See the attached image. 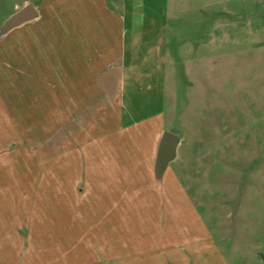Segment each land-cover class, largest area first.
Wrapping results in <instances>:
<instances>
[{
	"label": "rangeland",
	"instance_id": "rangeland-1",
	"mask_svg": "<svg viewBox=\"0 0 264 264\" xmlns=\"http://www.w3.org/2000/svg\"><path fill=\"white\" fill-rule=\"evenodd\" d=\"M25 1L0 0V264H264V0H142L168 57L109 95L118 37L78 69L72 0L1 35ZM128 126L179 136L176 159L162 180L94 181L95 148Z\"/></svg>",
	"mask_w": 264,
	"mask_h": 264
},
{
	"label": "crops",
	"instance_id": "crops-1",
	"mask_svg": "<svg viewBox=\"0 0 264 264\" xmlns=\"http://www.w3.org/2000/svg\"><path fill=\"white\" fill-rule=\"evenodd\" d=\"M28 4H32V2L27 0L23 6L25 7ZM163 4L164 6L167 5V0H164ZM43 6L42 0L39 2L38 7L35 6L39 12L38 18L26 22L4 35H9L12 31L21 29L28 24L36 25L40 23L43 19ZM143 6L142 0H72L73 21L77 25L75 29L73 28L72 43L77 56L78 69L82 58L84 60H82V63L87 66L95 62L96 59L93 55L96 54V41L94 40L96 37L105 39L113 35L118 37L117 42L121 46L119 45V49L116 52V59L114 61L110 60L107 64L109 71L106 72V77L101 82V84L107 86L104 92H108V95L112 92L114 85H121L122 80L127 77L126 72L131 74L128 76L130 80L132 78L142 80L146 75L150 79L155 74H162L163 63L168 57L167 46L169 45V39L161 28L167 16L154 9L155 14L147 17V19L143 18L147 14ZM163 11H165V8ZM97 18H102L103 21L107 22L105 27L108 26V22L111 25L118 26L117 30L111 29V25L108 26V29H100V31L97 30L96 24L89 26V23ZM142 21H150V23L146 27ZM84 25H88V27L85 28ZM107 45V41H103V47L105 46L106 48ZM166 80L167 73L162 75L160 82L153 84L148 82V86L152 90L162 91ZM139 129L141 128L128 126L123 127L120 132H110L114 138L112 143H110V151L106 145H99L95 148L96 153H93L90 158V164L99 166L100 170L97 173L93 170V174L98 175V178L93 179L94 181L105 180L109 182L115 180L120 181L121 185L131 182L127 183L128 187L131 188L135 182L146 180L153 182L154 178L158 179L155 175L156 157L160 140L165 131L161 129L153 136V132L147 130L149 131L147 134L145 131L140 132ZM104 133L108 137L109 132L106 129ZM141 133L143 135L139 136ZM125 134H127L126 137ZM144 135L147 136L148 141H146ZM105 136L101 139H105ZM88 138V143L92 142L93 146L98 145L97 143L100 142L95 140V138H91V140L90 136ZM103 141L107 142L106 140ZM103 148L105 151H103ZM107 165H110V167H105ZM163 177L158 180H162ZM142 188L141 190H135L136 192L138 191L137 194H143ZM122 190H127V188L123 186Z\"/></svg>",
	"mask_w": 264,
	"mask_h": 264
},
{
	"label": "water",
	"instance_id": "water-1",
	"mask_svg": "<svg viewBox=\"0 0 264 264\" xmlns=\"http://www.w3.org/2000/svg\"><path fill=\"white\" fill-rule=\"evenodd\" d=\"M39 17V12L34 5L28 4L13 15L3 26L1 35H4L12 29L32 21ZM181 138L172 132L166 131L163 133L159 143V148L156 157L155 175L161 179L166 172L169 164L176 158L178 146Z\"/></svg>",
	"mask_w": 264,
	"mask_h": 264
}]
</instances>
